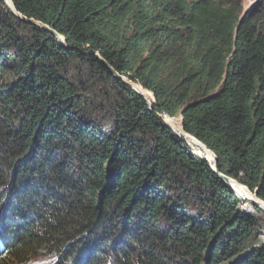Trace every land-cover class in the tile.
I'll use <instances>...</instances> for the list:
<instances>
[{
  "label": "trees",
  "instance_id": "16d2710c",
  "mask_svg": "<svg viewBox=\"0 0 264 264\" xmlns=\"http://www.w3.org/2000/svg\"><path fill=\"white\" fill-rule=\"evenodd\" d=\"M11 1L65 44L0 0V264H264V212L158 115L264 201V0Z\"/></svg>",
  "mask_w": 264,
  "mask_h": 264
},
{
  "label": "water",
  "instance_id": "95a60500",
  "mask_svg": "<svg viewBox=\"0 0 264 264\" xmlns=\"http://www.w3.org/2000/svg\"><path fill=\"white\" fill-rule=\"evenodd\" d=\"M8 1L10 2V4L8 3ZM4 2H5V4H6V6L9 8V10L12 12V14H14L16 17H18L20 20H22V21H25V22H27V23H32V24H35V25H37V26H39L40 28H46L47 30H49V31H51L55 36H56V38H57V40H58V42L60 43V44H62V45H64L65 43H64V39H63V37L61 36V35H59L56 31H54L52 28H50L48 25H46V24H44V23H42V22H40V21H37V20H34V19H32V18H28V17H26V16H24V15H22L20 12H18L16 9H15V7L13 6V4H12V1L11 0H4ZM260 3H261V0H256L255 1V3L252 5V6H258V5H260ZM95 54H97L98 55V53L97 52H95ZM100 60L102 61V62H105L102 58H100ZM115 76L116 77H118V78H122L117 72H115ZM124 79V78H123ZM125 80V82L126 83H128L138 94H140L141 96H143L146 100H147V102H148V104H150V100L140 91V90H138L137 89V87H135L136 86V84H134V83H132V82H130V81H127L126 79H124ZM142 87V86H141ZM143 88V87H142ZM152 98H153V96H152ZM168 118H170L169 116H167ZM180 123H181V126H182V121L180 120ZM165 125H167L181 140H183V141H185L186 142V144H188L189 146H190V148L192 149V151H193V153H195L197 156H199L202 160H205L207 163H208V165L215 171V172H217V174L219 175V177L223 180V182L232 190V191H234L235 193H236V195L239 197V198H241L243 201H246V202H249L250 204H252L254 207H256V208H259L260 210H262L263 212H264V201L263 200H261L260 198H258V196H257V193L256 192H251L252 194H251V196H242L239 192H237L236 190H235V188H234V186H233V182L232 181H236V180H234L233 178H230V177H228V176H226V175H224V174H222V173H220V172H218V167H217V159H216V157H215V155L213 154V152H212V154H213V156H214V164L212 165L211 163H210V161L207 159V158H205V157H203L202 155H200V154H198L197 152H195L194 150H193V148L191 147V145L188 143V141L180 134V133H178V132H176L175 130H174V128L172 127V126H170L166 121H165ZM182 129H183V127H182ZM184 130V129H183ZM185 132V131H184ZM185 134H188V133H186L185 132ZM190 135V134H189ZM193 137V136H192ZM194 139H196L195 137H193ZM202 143V142H201ZM203 144V143H202ZM204 145V144H203ZM205 146V145H204ZM206 147V146H205ZM206 149H208L207 147H206ZM209 150V149H208ZM210 151V150H209ZM211 152V151H210ZM238 182V181H237ZM242 185V184H241ZM243 187H245L244 185H242ZM245 189H247V191L249 192V190H248V188L247 187H245Z\"/></svg>",
  "mask_w": 264,
  "mask_h": 264
},
{
  "label": "bare ground",
  "instance_id": "6f19581e",
  "mask_svg": "<svg viewBox=\"0 0 264 264\" xmlns=\"http://www.w3.org/2000/svg\"><path fill=\"white\" fill-rule=\"evenodd\" d=\"M8 3L10 4L9 1H8ZM135 87H137V86H135ZM137 89L140 90L148 98V96L145 94V92L143 90L139 89L138 87H137ZM168 124L170 126H172L176 132L180 133L188 141V143L191 145V147L193 148V150L195 152H197L198 154H200V153L205 154L208 157V158L207 157L206 158L209 159L210 163L212 165L214 164V156L211 154V152L208 149H206V147L202 143L196 141L190 135L185 134L184 131H181L179 128L173 126L172 124H170V123H168ZM200 155H202V154H200ZM232 182H233V186H234L235 190L237 192H239L242 196H251V194L245 188H243L240 184H238L237 181H232Z\"/></svg>",
  "mask_w": 264,
  "mask_h": 264
},
{
  "label": "rangeland",
  "instance_id": "374dc122",
  "mask_svg": "<svg viewBox=\"0 0 264 264\" xmlns=\"http://www.w3.org/2000/svg\"><path fill=\"white\" fill-rule=\"evenodd\" d=\"M242 1H243V4H242L243 10H249L251 7H253L254 8L253 12H254V11H257L259 9V7L261 6V5L252 6L255 3L256 0H242ZM262 2H263V0H262ZM176 118L179 119V117H176ZM170 124H172L173 126L177 127L178 120L177 119L176 120H171ZM196 140L199 141L197 138H196ZM249 192L251 193L250 190H249ZM0 212H1V210H0ZM71 248H73V246ZM55 258H57V257H55L54 255L52 257L51 256H46V253L44 251L38 250L31 257L28 258V261L25 264H56V263H54L55 261H53V260H55Z\"/></svg>",
  "mask_w": 264,
  "mask_h": 264
},
{
  "label": "clouds",
  "instance_id": "9594fccd",
  "mask_svg": "<svg viewBox=\"0 0 264 264\" xmlns=\"http://www.w3.org/2000/svg\"><path fill=\"white\" fill-rule=\"evenodd\" d=\"M160 117H162L163 118V120H164V122H165V119H164V117L166 116H168L167 114H158ZM170 117V116H169ZM170 118H172V117H170ZM179 120H181V118L179 117Z\"/></svg>",
  "mask_w": 264,
  "mask_h": 264
},
{
  "label": "built area",
  "instance_id": "2783aa9c",
  "mask_svg": "<svg viewBox=\"0 0 264 264\" xmlns=\"http://www.w3.org/2000/svg\"><path fill=\"white\" fill-rule=\"evenodd\" d=\"M159 114V113H158Z\"/></svg>",
  "mask_w": 264,
  "mask_h": 264
}]
</instances>
